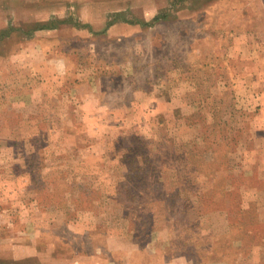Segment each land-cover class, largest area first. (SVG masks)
<instances>
[{"label":"rangeland","instance_id":"obj_1","mask_svg":"<svg viewBox=\"0 0 264 264\" xmlns=\"http://www.w3.org/2000/svg\"><path fill=\"white\" fill-rule=\"evenodd\" d=\"M0 264H264V0H0Z\"/></svg>","mask_w":264,"mask_h":264}]
</instances>
